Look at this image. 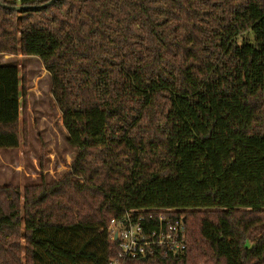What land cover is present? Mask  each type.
<instances>
[{"label":"trees","instance_id":"16d2710c","mask_svg":"<svg viewBox=\"0 0 264 264\" xmlns=\"http://www.w3.org/2000/svg\"><path fill=\"white\" fill-rule=\"evenodd\" d=\"M48 1L0 0V53L41 59L76 155L0 187V264H110L109 221L146 208L184 218L188 248L124 264H264V0L4 6ZM20 94L0 64V150L20 146Z\"/></svg>","mask_w":264,"mask_h":264},{"label":"rangeland","instance_id":"374dc122","mask_svg":"<svg viewBox=\"0 0 264 264\" xmlns=\"http://www.w3.org/2000/svg\"><path fill=\"white\" fill-rule=\"evenodd\" d=\"M8 63L18 64L21 74V143L18 148L0 150V187L19 186L23 195L25 187L40 183L44 176L63 177L72 168L76 151L68 144L52 77L41 59L0 53V64ZM23 202L21 196L20 206ZM73 213L78 216V208Z\"/></svg>","mask_w":264,"mask_h":264},{"label":"built area","instance_id":"2783aa9c","mask_svg":"<svg viewBox=\"0 0 264 264\" xmlns=\"http://www.w3.org/2000/svg\"><path fill=\"white\" fill-rule=\"evenodd\" d=\"M174 209H133L121 217L112 218L108 231L120 246L119 255L110 264L149 255H176L188 248L187 227L184 218Z\"/></svg>","mask_w":264,"mask_h":264},{"label":"water","instance_id":"95a60500","mask_svg":"<svg viewBox=\"0 0 264 264\" xmlns=\"http://www.w3.org/2000/svg\"><path fill=\"white\" fill-rule=\"evenodd\" d=\"M57 0H50L42 5H17V6H11V5H4L5 7H8L10 9H16V10H23V9H37V8H44V7H48L50 5H52L53 3H55Z\"/></svg>","mask_w":264,"mask_h":264}]
</instances>
